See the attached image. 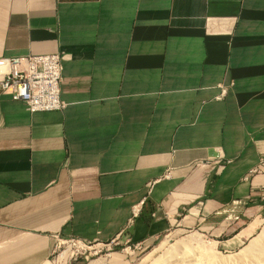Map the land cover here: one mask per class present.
I'll return each instance as SVG.
<instances>
[{
	"label": "crops",
	"instance_id": "1",
	"mask_svg": "<svg viewBox=\"0 0 264 264\" xmlns=\"http://www.w3.org/2000/svg\"><path fill=\"white\" fill-rule=\"evenodd\" d=\"M41 53L65 106L0 90V264H45L56 237L255 232L264 0H0V57Z\"/></svg>",
	"mask_w": 264,
	"mask_h": 264
},
{
	"label": "rangeland",
	"instance_id": "2",
	"mask_svg": "<svg viewBox=\"0 0 264 264\" xmlns=\"http://www.w3.org/2000/svg\"><path fill=\"white\" fill-rule=\"evenodd\" d=\"M260 196L264 197V186L261 188ZM263 225L264 220L251 236L235 246L226 245L227 238H214L209 233L203 232L198 226L185 228L178 225H174L158 237L142 243L119 237L108 242L91 241L83 245H72L67 238H63L56 242V247L45 264H151L173 244L193 233L199 234L205 244L212 242L211 246L217 253L232 255L247 245L253 237L261 234Z\"/></svg>",
	"mask_w": 264,
	"mask_h": 264
},
{
	"label": "built area",
	"instance_id": "3",
	"mask_svg": "<svg viewBox=\"0 0 264 264\" xmlns=\"http://www.w3.org/2000/svg\"><path fill=\"white\" fill-rule=\"evenodd\" d=\"M62 55L59 53L26 54L0 57V90L22 101L31 112L62 109L60 98ZM72 245L89 243L73 236L65 237ZM63 238L56 237V242Z\"/></svg>",
	"mask_w": 264,
	"mask_h": 264
},
{
	"label": "bare ground",
	"instance_id": "4",
	"mask_svg": "<svg viewBox=\"0 0 264 264\" xmlns=\"http://www.w3.org/2000/svg\"><path fill=\"white\" fill-rule=\"evenodd\" d=\"M207 244L199 234H190L173 244L151 264H264V225L261 234L253 237L235 254L222 255L213 250L212 242Z\"/></svg>",
	"mask_w": 264,
	"mask_h": 264
}]
</instances>
